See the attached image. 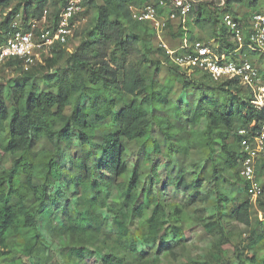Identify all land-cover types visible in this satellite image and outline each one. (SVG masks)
Instances as JSON below:
<instances>
[{
  "label": "trees",
  "instance_id": "obj_1",
  "mask_svg": "<svg viewBox=\"0 0 264 264\" xmlns=\"http://www.w3.org/2000/svg\"><path fill=\"white\" fill-rule=\"evenodd\" d=\"M158 1L84 0L80 16L95 8L97 17L76 29L74 37L81 40L74 52H67V44H56L29 70L21 60L7 63L20 76L0 84V264H23L22 257L45 250L39 231L44 219L47 230L63 241L66 264H178L186 227L195 219L214 236L233 223L250 225V200L233 205L221 185L243 186L248 192L240 175L244 152L239 131L254 133L264 110L239 79L214 81L207 72L189 73L171 61L152 26L132 14V7ZM12 2L0 0V13ZM65 3L26 0L24 13L40 19L48 10L56 23ZM257 6L258 0H226L221 7L204 2L186 30L170 23L163 39L171 48L184 38L190 44L202 41L192 28L195 23L208 32L204 43L215 53L232 54L238 45L224 16L248 27ZM11 17L0 22L4 34ZM247 45L246 32L241 59L250 61L256 54L264 59ZM162 65L172 70V77L162 76ZM145 66H153L149 77ZM38 69L46 73L42 88L34 76ZM174 83L186 94L185 102L178 98L181 106L171 101ZM44 141L50 148L37 154ZM72 148L78 152L66 170L60 158ZM192 153L203 159L188 167L172 164L174 155ZM5 156L10 160L3 167ZM258 162L257 168L264 169ZM55 183L64 188L53 194ZM212 195L213 211L200 220L191 209ZM71 200L76 213L70 212ZM60 210V221L52 222ZM252 235L250 249L255 251L264 230L254 228ZM13 239L23 244L17 246Z\"/></svg>",
  "mask_w": 264,
  "mask_h": 264
},
{
  "label": "built area",
  "instance_id": "obj_2",
  "mask_svg": "<svg viewBox=\"0 0 264 264\" xmlns=\"http://www.w3.org/2000/svg\"><path fill=\"white\" fill-rule=\"evenodd\" d=\"M159 0L148 2L141 7H132L133 18L138 22H147L155 30L160 47H162L171 61L187 70L195 69L207 72L214 81L225 79H239L243 86L251 88L253 103L264 110V79L260 70L252 62L241 59L240 49L245 45L246 32L248 33V48L254 52L264 54V15L255 14L249 21L248 27H242L232 15L226 14L223 18L225 26L233 33L238 49L232 54H217L202 41L192 44L186 38L177 48H171L164 41L170 23L187 28L190 15L204 2L217 3L224 6L226 0ZM84 0H66L61 8L56 23L49 19V12L45 10L40 19L24 18L11 19L8 31L4 34L0 26V34L4 40L0 43V80L9 61H23L24 70H29L43 55H50L56 44H68L75 34L77 20L81 18ZM231 56H236L233 59ZM40 63V62H39ZM241 146L244 152L241 162L240 175L247 183L248 192L253 198L263 192L257 179V162L264 157V120L259 128L252 133L248 129L239 131Z\"/></svg>",
  "mask_w": 264,
  "mask_h": 264
},
{
  "label": "rangeland",
  "instance_id": "obj_3",
  "mask_svg": "<svg viewBox=\"0 0 264 264\" xmlns=\"http://www.w3.org/2000/svg\"><path fill=\"white\" fill-rule=\"evenodd\" d=\"M98 2V3H97ZM97 5H102L101 1H97ZM217 2V0L215 1ZM26 3V0H13L10 7L2 11L0 13V22L1 20H5V18L12 13L11 19H15L19 17V19L24 18V5ZM217 4V3H215ZM245 11L244 8L241 9L243 12ZM257 13L261 12L264 14V0H258V6L255 10ZM97 17V11L95 8H90L87 12L86 16L83 18L81 16L80 19L77 20L76 28H83L90 22L92 23L95 18ZM195 15H190L189 20H194ZM192 28L197 32V37L201 39L203 42H208L207 39L209 37L208 32H205L199 28H197L195 23H192ZM80 38L73 37L72 40H69L68 44L66 45V50L68 53L74 52V50L77 48V46L80 44ZM133 57L131 61L134 59ZM154 58V57H153ZM156 59V58H154ZM40 63L43 62V60L38 61ZM250 62H252L254 65L258 67L260 70V73L264 74V59H261L259 54H256L252 57H250ZM151 64V63H150ZM63 66V65H61ZM153 66H145L144 72L146 76L149 77V75L153 73L152 68ZM162 76L165 77L171 76L172 70L168 68V66L162 65ZM46 74L45 71L42 69H38L37 74L34 76L39 81L40 87H44L41 79L42 75ZM20 76V72H4L1 76L0 84L6 83L10 78L16 79ZM172 77V76H171ZM175 92L171 95V101L173 105L181 106L180 103H178V98L180 97V100L186 101V94L181 93V87L177 86V83H174ZM191 95H193L191 92L188 94V99H192ZM84 101H82L83 103ZM181 114V113H180ZM185 119V117H184ZM49 149L50 146L44 141L42 142L41 146L36 149L37 154L42 149ZM78 150L77 148H72L69 150H64L62 153L61 159V165L63 168L70 169L72 167V160L73 157L77 154ZM200 153H192L191 155L184 156L180 155L176 157L174 155L171 157L172 164L174 165H180L183 167H188L191 164H198L203 157ZM40 157V156H39ZM9 157L5 156L2 159L1 166L5 167L9 163ZM40 162H46L45 158H42L39 160ZM168 159L166 160V162ZM259 165H264V157H261L259 159ZM164 167H161V172H163ZM257 179L260 183V185L263 187L264 185V169H260V167L257 168ZM1 173V171H0ZM221 187L225 190V192L230 193L231 199H233L232 204L233 205H239L243 201L249 199L250 200V225L244 226L241 224L233 223L232 226L229 227V229H222V235L214 236L210 233H207L203 230L201 227V223L195 219L191 224L187 225L186 227V235H184L185 242V248H179L178 252L180 253V261L177 262L183 263V261H187L188 264H196L194 261L198 259L199 261H207L210 264H251L249 261L251 259H254L255 264H264V241L259 243L257 249L255 251H252L250 249V243L252 241L253 235L252 232L254 228H257L259 232L264 230V187L263 192L259 195H257L255 198L251 196L249 192L244 191L243 186L239 185H221ZM51 192L53 194H56L57 191H61L64 186L62 183H55L50 186ZM70 193H68V196ZM117 198V195L114 194V199ZM204 203H199L198 205L194 206L191 210L192 213H195V216L199 217V219H207L212 211L213 206L215 204L214 202V196H211V199L209 201L205 200ZM115 201H113V204ZM70 212H77L74 207V200H71L69 203ZM58 215H53L51 217L52 222L57 223V221H60V214L57 212ZM47 222L46 219L42 220L39 225V231L41 232L42 241H43V247L45 250L37 254L35 257L32 258H26L22 257L23 264H66L67 259L64 258L65 251L62 250V244L63 241L60 240V238L57 235L51 234V231L47 230ZM12 243L16 244L17 246H21L23 242L19 239H13L11 240ZM48 254H50L53 259L48 258ZM16 258V257H15ZM83 264H98L95 263L93 260L89 261L88 263Z\"/></svg>",
  "mask_w": 264,
  "mask_h": 264
}]
</instances>
